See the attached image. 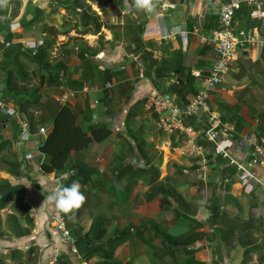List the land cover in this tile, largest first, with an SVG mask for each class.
<instances>
[{
	"label": "crops",
	"instance_id": "obj_1",
	"mask_svg": "<svg viewBox=\"0 0 264 264\" xmlns=\"http://www.w3.org/2000/svg\"><path fill=\"white\" fill-rule=\"evenodd\" d=\"M154 2L152 13L129 9L124 0H7L0 6V40L11 42L8 47L0 43V63L5 52L31 51L13 65L23 64L32 74L39 67L32 56L53 40L50 71L59 78L43 86L52 109L56 112L70 103L84 126L104 123L112 130L104 141L72 151L60 178L41 169L45 156L39 147L50 125H43L44 135L21 140L19 125L27 119L6 99L8 108L0 110V143L12 142L0 153V254H9L6 264H31L26 254L32 246L39 251L33 254L35 264H60L64 255L73 264H105L102 252L86 260L88 249L82 244V252L76 246V232L83 235L92 229L94 235L100 225L107 231L102 241L118 242L114 258L123 264H264L258 260L259 250L246 252L253 245L238 243L241 235L251 240L253 232L257 244L264 233V166L256 161L254 145L246 139L254 137L260 143L264 137V49L249 44L236 51L224 82L210 97V112L186 119L197 133L195 144L188 146L185 134L160 128L148 97L156 90L186 104L196 94L216 57L212 47L202 44L201 34L218 29L219 8L201 0ZM235 24L238 30L264 38V6L244 5ZM176 26L181 31L169 36ZM192 69L201 75H192ZM5 80L0 66V81L5 84ZM85 83L99 89L83 92ZM71 90L75 95L61 102L59 97ZM95 100L98 104L93 106ZM212 116L217 117L215 122ZM217 124L230 126L222 134V144L244 175L204 136L203 131ZM141 127L145 130L140 136L136 131ZM151 127L164 138L154 142V136H145ZM204 159L205 171L201 170ZM139 166L147 170L140 172ZM78 170L85 171V178L72 183H79L86 204L78 208L80 215L78 209L70 213L69 222L75 225L69 227L71 243L54 226L56 207L47 197ZM168 177L173 195L162 191L149 199L150 189L157 192ZM10 186L18 188L16 194L1 200ZM20 205L27 207V214L17 210ZM7 214L15 219L10 229ZM233 219L238 224L251 222L254 228L243 232L230 228L228 239H223L221 231H228ZM15 249L21 258H12Z\"/></svg>",
	"mask_w": 264,
	"mask_h": 264
},
{
	"label": "trees",
	"instance_id": "obj_2",
	"mask_svg": "<svg viewBox=\"0 0 264 264\" xmlns=\"http://www.w3.org/2000/svg\"><path fill=\"white\" fill-rule=\"evenodd\" d=\"M220 23H216L215 29L219 28ZM53 40L46 41V43L41 46L38 51L36 50L35 54L32 56V59L38 63V68H35L33 73L30 74L26 67L23 64H16L19 61L21 55L25 53H31V51L18 48V50L13 55L4 53L2 63H0L1 68L6 73L5 80V99L12 101L18 109V112L23 115L30 122V130L33 134H37L40 127L43 125H50L47 135L42 139L40 144V152L45 156V159L41 163V169L45 173H56L57 176H61L65 173L66 164L70 157V154L74 150H82L87 148L92 142H102L105 139L109 138L112 135V130L107 124L104 123H92L88 126H84L78 120V115L74 107L70 103L63 104L59 109L54 112L52 109L51 98L44 96L43 86L45 84H51L55 82L53 77L58 75H52L50 71V58L49 52L53 48ZM45 70V71H43ZM37 78V82H33V79ZM10 140H4L0 143V153L2 149L6 146L11 145ZM132 152L134 153V148L132 147ZM214 153V150H213ZM213 153H209V157H213ZM140 172L147 170L146 167L139 166ZM85 171L78 170L75 173L69 175L68 178L63 179V185L69 186L72 184V181L79 178H85ZM158 177V176H157ZM170 178L161 181L159 187L150 189L148 198L151 199L155 193H160L162 191L168 192V195H173V192L169 188ZM18 188L17 187H8V192L2 195L1 200L7 201V199L13 197ZM82 192V191H81ZM83 193V192H82ZM24 194H19V199L22 200ZM86 204V199L83 203V206ZM3 205V204H2ZM180 209V208H179ZM23 211H27V207L23 206ZM65 214V213H64ZM77 214H81V210H77ZM71 214H65L67 224L69 227L73 226L71 221ZM29 222L30 219H28ZM230 221V220H229ZM238 219H233L229 222L228 231H221V237L223 239H228V234L230 228H240V232H243L245 229L252 230L254 227L253 223L238 224ZM1 224V223H0ZM93 228V227H92ZM26 232L29 233L30 229H26ZM106 230L102 226H97L94 235L92 234V229L89 232L81 235L80 232H76V246L79 250L84 252L81 245H85V248L88 249L90 254H86L84 257L86 260L94 256L98 252H102L101 256L104 258L105 264H123L117 261L114 258V251L118 242L115 239H108L102 241L106 234ZM75 233V230H74ZM1 235V233H0ZM79 235V236H78ZM248 235H246L247 237ZM100 243H96L100 241ZM238 243L242 246H251L248 251H258L262 249L261 245L256 244V239L254 238L252 232V239L248 240L243 235L238 238ZM256 244V245H254ZM81 252V253H82ZM34 248L31 247L26 254V262L35 264L37 262L36 257L33 256ZM85 254V253H84ZM12 258H21L20 251L15 249L11 252ZM85 256V255H84ZM262 257V258H261ZM260 261H264V256H261ZM60 264H73L72 261L68 258L67 255L60 257L58 259ZM6 257L5 255L0 254V264H5Z\"/></svg>",
	"mask_w": 264,
	"mask_h": 264
},
{
	"label": "built area",
	"instance_id": "obj_3",
	"mask_svg": "<svg viewBox=\"0 0 264 264\" xmlns=\"http://www.w3.org/2000/svg\"><path fill=\"white\" fill-rule=\"evenodd\" d=\"M202 2L216 5L219 8V21L220 27L213 30L208 34H201V42L206 46H210L215 50L216 57L212 64L210 73L206 76L192 99L186 104H179L171 94L160 93L153 90L149 97V106L157 113L159 117L160 128L171 134L180 132L185 134L187 139V145L195 144L197 133L195 129L186 122V119H190L196 116H201L206 111L210 112L209 101L212 93L217 89L218 85L224 82L226 75L229 72L232 59L239 48L247 47L249 44L257 47V49H264V38L253 33H247L244 30L237 29L235 24V15L244 5L249 6H264V0H201ZM179 26H176L169 32V36H173L180 32ZM0 43L4 46H10L11 42L7 41L5 37L0 40ZM192 75L200 76L201 72L198 69H192ZM60 79H63L64 75L61 73ZM107 89L112 87L111 83L105 85ZM5 85L0 81V110H6L8 108V101L4 97ZM98 86H91L85 83L81 90L83 92H90L98 90ZM76 91H68L59 97V100L66 103L70 97L75 95ZM98 104V100L94 101V105ZM217 119L216 116H212V121ZM212 122V123H213ZM20 139L26 140L33 134L30 130V125L27 120L20 122ZM228 124L211 125L208 129L203 131L204 136L213 145V149L218 155H221L226 159L229 165H236L241 173L244 170L238 163L237 159L233 157L230 150L222 144V134L229 130ZM47 129L45 126H41L37 133L44 135ZM249 144L254 145L253 154L257 162L264 166V137H260V143L254 140V137L246 138ZM201 150L202 146H198ZM201 170L205 171L208 167L207 159H204L201 163ZM256 178V177H255ZM53 222L56 224V228L61 232L64 240L71 239L69 229L66 227V218L63 213L55 208L53 212ZM73 241V240H72ZM73 251L77 252L76 247H73Z\"/></svg>",
	"mask_w": 264,
	"mask_h": 264
},
{
	"label": "clouds",
	"instance_id": "obj_4",
	"mask_svg": "<svg viewBox=\"0 0 264 264\" xmlns=\"http://www.w3.org/2000/svg\"><path fill=\"white\" fill-rule=\"evenodd\" d=\"M7 4V0H0V6ZM124 4L129 9L135 11H143L145 13H152L156 7L154 0H124ZM86 197L80 190V185L73 182L69 186L58 184L53 192L47 197L49 203H53L57 210L67 214L74 209H78L84 203Z\"/></svg>",
	"mask_w": 264,
	"mask_h": 264
},
{
	"label": "rangeland",
	"instance_id": "obj_5",
	"mask_svg": "<svg viewBox=\"0 0 264 264\" xmlns=\"http://www.w3.org/2000/svg\"><path fill=\"white\" fill-rule=\"evenodd\" d=\"M145 128V127H144ZM144 128H138L137 130L138 131H136V134H139L140 136L142 135V132H143V130H145ZM146 128H148V127H146ZM141 131V132H140ZM147 131V135H145V136H154L155 137V140H154V142L156 141V140H158V138L159 139H163L164 137H163V134L161 133V132H159L157 129H156V131L153 133V127H151V128H149V129H147L146 130ZM151 131H152V133H151ZM149 132V133H148ZM161 142H162V140H160ZM154 142H152L151 144H150V147H151V152L152 153H155V145L153 146V144H154ZM156 155L157 156H159V150H158V152L156 153ZM152 156L154 157V154H152ZM159 159V157H157V160ZM2 165H3V159L2 160H0V167H2ZM3 182V181H2ZM2 182H0V185L2 186ZM1 189V188H0ZM20 204V203H19ZM14 210V209H13ZM17 210L19 211H22L23 210V207H21V205H20V207L19 208H17ZM98 210H100V209H98ZM4 212H5V210H4ZM63 213V212H62ZM2 214V211H0V215ZM25 214H27V211L25 212ZM63 215L65 216V214L63 213ZM13 215L12 214H7V219H8V221H9V224H8V228L10 229V225H12V226H15L14 225V223H15V219L12 217ZM65 218H66V216H65ZM67 219H66V227L69 229V226H68V224H67ZM72 222V221H71ZM7 224V223H6ZM28 225H30V224H28ZM54 226L56 227V224H54ZM1 227H3V225L1 226ZM72 227H75V225H73ZM57 228V227H56ZM18 229V228H17ZM58 229V228H57ZM75 230V229H74ZM69 231H70V234H71V229H69ZM71 239H67V240H65V241H67V242H71L72 243V240H73V236H72V234H71ZM261 238V239H260ZM259 240V241H258ZM257 241L259 242V243H257L258 245H261L262 246V249L261 250H259V256H258V260L260 261V259L262 258L261 256H264V233L263 234H260L259 235V239H258ZM74 241V240H73ZM33 248H34V251H35V253H36V255H37V253H39V251H38V249H36L37 247L36 246H32ZM29 251V250H28ZM2 255H9V254H7V253H1ZM261 257V258H260ZM264 262V261H263ZM5 264H6V262H5Z\"/></svg>",
	"mask_w": 264,
	"mask_h": 264
}]
</instances>
